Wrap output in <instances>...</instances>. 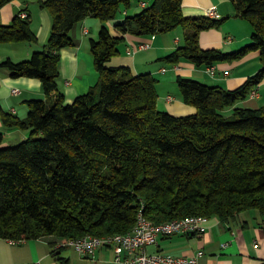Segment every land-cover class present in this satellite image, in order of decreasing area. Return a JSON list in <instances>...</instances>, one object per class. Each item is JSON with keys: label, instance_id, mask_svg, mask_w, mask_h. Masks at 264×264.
Returning <instances> with one entry per match:
<instances>
[{"label": "trees", "instance_id": "1", "mask_svg": "<svg viewBox=\"0 0 264 264\" xmlns=\"http://www.w3.org/2000/svg\"><path fill=\"white\" fill-rule=\"evenodd\" d=\"M13 1L0 0V13ZM138 1L145 0H38L52 17L47 43L30 60L0 64L12 78L40 80L46 94V100L28 102L24 120L4 114L0 102L7 127L29 132L10 146L0 134V238L128 234L140 213L155 224L190 217L232 223L252 211L264 217V105L241 106L264 81V0H231L254 29L251 44L233 53L200 45L204 31L221 29L229 18L186 17L183 0H154L113 35L107 23ZM22 15L11 25L0 16V44L38 45ZM90 17L103 23L99 38L90 41L100 80L68 104L59 86L62 50L78 45L72 31ZM179 28L184 45L163 62L188 61L216 75V65L258 53L261 69L235 90L178 76L182 101L197 112L177 117L162 111L155 76L108 63L127 35Z\"/></svg>", "mask_w": 264, "mask_h": 264}, {"label": "crops", "instance_id": "2", "mask_svg": "<svg viewBox=\"0 0 264 264\" xmlns=\"http://www.w3.org/2000/svg\"><path fill=\"white\" fill-rule=\"evenodd\" d=\"M153 2L154 0L138 1L129 10L123 8L115 20L107 23L112 34H117L118 24L125 22L128 17L140 14ZM211 8H216L220 19H229L221 29L201 34L200 45L204 50L219 49L233 53L251 44L254 29L247 20L237 15L231 0H183L182 9L186 17L207 16ZM20 12L29 17L38 45L27 42L0 44V64L7 60L15 63L30 60L36 51L43 48L50 36L52 17L48 10L39 6L38 0H14L6 5L0 13L2 24L11 25ZM102 27L103 23L96 18L84 20L72 31L78 45L62 50L59 86L68 104L89 93L100 80L90 41L99 38ZM179 29L152 36L127 35L120 54L108 63L111 68H130L135 75L155 76L159 81V108H164L162 111L177 117L197 112L195 107L182 101L179 91L173 90L174 85L178 87V76L235 90L261 69L258 53L240 62L216 65L217 73L214 77L208 73V68L196 67L188 61H181L176 65L163 62L164 57L184 45L185 31ZM143 45H148L149 48L142 49ZM14 90H19L20 94H14ZM258 95L257 98L243 102L241 106H263L260 93ZM31 100H46L42 82L25 77L12 78L10 73L0 69V102L3 113L12 119L24 120L29 114L28 102ZM0 134L5 135L4 146L18 144L29 137L28 131L7 127L1 113ZM63 241L53 237L21 241L0 238V264H122L115 261L116 253L113 248H101L95 257L87 258L80 255L74 247L60 245ZM148 251L151 254L163 253L176 257H189L202 252L199 264H264V217L255 211L241 214L232 223H223L214 217L205 224L204 231L162 238L157 246L150 247Z\"/></svg>", "mask_w": 264, "mask_h": 264}, {"label": "built area", "instance_id": "3", "mask_svg": "<svg viewBox=\"0 0 264 264\" xmlns=\"http://www.w3.org/2000/svg\"><path fill=\"white\" fill-rule=\"evenodd\" d=\"M24 18L26 14L22 15ZM207 16L220 19L216 8H211ZM149 46H142L147 49ZM211 76H215V69H208ZM14 94H20L14 90ZM253 98L258 94L253 93ZM171 99V98H170ZM209 219L203 217H190L163 224H155L142 213L138 216L137 225L131 233L110 235L104 237L86 236L79 240L63 241L60 245L74 247L83 257H95L96 253L104 247L113 248L116 253L115 261L122 264H199L202 252L189 257H176L163 253H149L148 249L157 246L162 238H171L176 235H189L205 230ZM39 264V263H34Z\"/></svg>", "mask_w": 264, "mask_h": 264}, {"label": "rangeland", "instance_id": "4", "mask_svg": "<svg viewBox=\"0 0 264 264\" xmlns=\"http://www.w3.org/2000/svg\"><path fill=\"white\" fill-rule=\"evenodd\" d=\"M179 30H183L182 28H180ZM179 87V86H178ZM177 87V85H174L173 86V90H175V91H179L180 92V89ZM172 93V92H171ZM259 93H260V96H261V98H260V102L262 103V105H264V82H263V84H262V86L260 87V89H259ZM176 94V93H175ZM172 95H174V93H172ZM180 95H181V93H180ZM174 97V96H173ZM162 103H163V101H162ZM160 109V108H159ZM162 110H164V108H161ZM160 109V110H161Z\"/></svg>", "mask_w": 264, "mask_h": 264}]
</instances>
